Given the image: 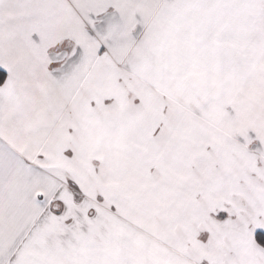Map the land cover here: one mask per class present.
I'll list each match as a JSON object with an SVG mask.
<instances>
[{"label":"snow or ice","instance_id":"1","mask_svg":"<svg viewBox=\"0 0 264 264\" xmlns=\"http://www.w3.org/2000/svg\"><path fill=\"white\" fill-rule=\"evenodd\" d=\"M0 264H264V0H0Z\"/></svg>","mask_w":264,"mask_h":264}]
</instances>
